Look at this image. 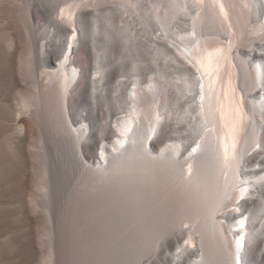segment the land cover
Segmentation results:
<instances>
[{
  "label": "bare ground",
  "instance_id": "6f19581e",
  "mask_svg": "<svg viewBox=\"0 0 264 264\" xmlns=\"http://www.w3.org/2000/svg\"><path fill=\"white\" fill-rule=\"evenodd\" d=\"M13 1L26 45L0 63L24 94L13 124L0 112V193L62 203L46 253L26 213L5 254L0 221V264H264V0Z\"/></svg>",
  "mask_w": 264,
  "mask_h": 264
},
{
  "label": "rangeland",
  "instance_id": "374dc122",
  "mask_svg": "<svg viewBox=\"0 0 264 264\" xmlns=\"http://www.w3.org/2000/svg\"><path fill=\"white\" fill-rule=\"evenodd\" d=\"M13 2L19 5L23 4V2L19 0H15ZM71 4V2H67L65 5L60 6V8L58 9V14H61V12L70 7ZM10 6H12V4ZM20 18H22V12H15V10H12L11 8L0 13V44L7 43L8 41L13 40L21 45V47H25L26 37L21 27ZM72 35L73 32L68 33L66 39H69ZM176 52H178V50ZM79 57L82 58L83 56L80 55ZM19 77L22 79V84L25 89L32 88L30 79H25L21 75H19ZM117 80H123V78L118 73L113 78L114 83ZM23 94L24 89L20 86L14 85L13 79L9 75L8 70L2 63H0V104L2 108L0 112L4 117L7 118V124H13L18 111L23 108ZM35 106L36 105H33L32 108L36 109L37 106ZM30 131L31 135L29 137V140H32L37 132L36 127L33 125V123H30ZM168 142L171 141L167 139L163 140L162 138H160L158 141V147L160 148L162 144H166ZM31 162L32 166L29 169H25L23 168V166H20V174L27 172L36 176L35 167H37L38 162L32 158ZM185 168L187 169L188 166L186 165ZM33 191L35 196L34 200L32 201L29 198H25L23 195L12 196L7 191L0 193V221L2 222L3 230V237L1 239L4 246L3 252L5 254L13 256L23 255L24 245L29 241L31 234L30 229L25 223L26 213H28L29 216H32L35 219L39 220V223L42 224V222L40 221L42 215L41 213L43 211H46L47 208L51 209V212L57 211L62 203V194H58L56 196H53V198L51 197L50 199H46V197L44 196V192L40 189L34 188ZM34 206L38 207V212L35 211ZM231 209H233V207H231ZM242 220L243 219H236L233 222H238L237 224L240 225L239 227H243L241 223ZM45 225L43 223L36 230L38 247L44 253L49 250L48 247L50 246L51 241L55 239L57 234L56 227H53L51 238L50 236H47L46 233H44L48 232L47 226ZM190 226L191 224H183V227L185 229L189 228ZM182 242L187 243L189 242V239L186 238L182 240ZM167 248L174 251V242H169Z\"/></svg>",
  "mask_w": 264,
  "mask_h": 264
}]
</instances>
